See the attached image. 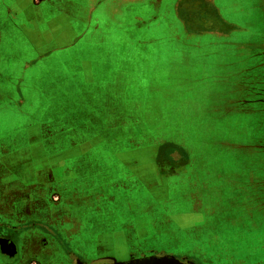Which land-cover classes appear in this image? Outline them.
Listing matches in <instances>:
<instances>
[{
  "label": "rangeland",
  "instance_id": "1",
  "mask_svg": "<svg viewBox=\"0 0 264 264\" xmlns=\"http://www.w3.org/2000/svg\"><path fill=\"white\" fill-rule=\"evenodd\" d=\"M41 1L0 0L1 72L36 61L22 75L45 74V67L38 66L46 47L32 50L33 55L17 50L19 43L42 41L40 34L23 33L40 26L32 13ZM112 6L99 13L119 25L121 16L112 13ZM177 10L178 18L170 10L168 26L163 27L164 18L153 26L169 34L162 47L149 53L151 61L138 57L136 64L127 62L136 66L131 82L137 81L128 90L148 96L143 98L145 111L137 115L139 142L151 146L157 174L169 171V195L159 205L146 201L129 177L132 170L106 158L115 148L90 150L87 143L85 155L92 158L87 163L104 183L110 180L117 187H104L116 203L102 199L98 206L115 205L117 214L129 217L125 208L129 199H136L138 211H132L149 215L150 236L140 241L125 232L127 242L83 245L95 256L100 250L103 264L149 256L195 264H258L264 260V0H179ZM43 13L54 19L48 8ZM25 82L27 96L32 84L28 77ZM109 87L117 91L114 84ZM14 102L7 99L0 105L1 136L5 126L11 129L28 120L29 115L11 113L16 105H25Z\"/></svg>",
  "mask_w": 264,
  "mask_h": 264
},
{
  "label": "crops",
  "instance_id": "2",
  "mask_svg": "<svg viewBox=\"0 0 264 264\" xmlns=\"http://www.w3.org/2000/svg\"><path fill=\"white\" fill-rule=\"evenodd\" d=\"M109 5L121 16L119 25L100 15L99 9ZM178 5L179 0H43L33 6L32 18L40 26L37 32L23 33L40 34L42 41L19 43L17 50L33 55L32 50L46 47L47 55L38 57L45 74L22 75L36 61L18 63L9 74L0 70V105L14 99L15 105L27 106L16 105L11 113L29 115L17 127L5 126L0 135V264H79L74 255L81 264H103L101 251L99 256L89 254L86 244H118L125 232L148 241L150 217L135 213L136 199H129L125 208L129 217L117 214L115 205L98 206L102 199L116 203L115 196L107 194L117 187L110 180L104 183L96 167L88 164L92 158L85 155V145L90 150L115 148L106 158L132 170L129 177L145 200L157 205L166 201L171 175L157 174L151 146L139 142L137 115L148 96L128 90L137 81L131 82L136 66L127 62L136 64L138 57L151 61L149 53L162 47L169 34L153 26L161 18L163 27L168 26L170 10L178 18ZM45 8L54 19L43 13ZM27 77L32 91L24 96ZM121 227L127 229L122 232ZM6 257L14 260L7 262Z\"/></svg>",
  "mask_w": 264,
  "mask_h": 264
},
{
  "label": "water",
  "instance_id": "3",
  "mask_svg": "<svg viewBox=\"0 0 264 264\" xmlns=\"http://www.w3.org/2000/svg\"><path fill=\"white\" fill-rule=\"evenodd\" d=\"M111 264H195L193 262H188L184 259H178L173 256H160V257H144L138 259H131L125 262H114Z\"/></svg>",
  "mask_w": 264,
  "mask_h": 264
},
{
  "label": "flooded vegetation",
  "instance_id": "4",
  "mask_svg": "<svg viewBox=\"0 0 264 264\" xmlns=\"http://www.w3.org/2000/svg\"><path fill=\"white\" fill-rule=\"evenodd\" d=\"M45 229H47V228H45ZM52 233H53L54 236L57 237V235H56L55 232L52 231ZM57 238H58V237H57ZM61 245H62L63 249H64L69 255H71V256L73 257V253L69 250V248H67V247L65 246V244H62V243H61ZM6 252H7V255H8V256H11V255H12V254H11V253H12V250H11V249H7V248H6ZM13 257H15V256H13ZM73 258H74V260H75L77 263H79V264L83 263V261H82L77 255H76V256L74 255ZM6 259H7V260H6ZM6 259H5V261H7V262H8V261L11 262V261L14 260V258H8V257H6ZM7 262H6V263H7ZM263 262H264V260H263L262 262L259 261L258 264H262ZM28 264H35V263H34V262H29ZM263 264H264V263H263Z\"/></svg>",
  "mask_w": 264,
  "mask_h": 264
}]
</instances>
